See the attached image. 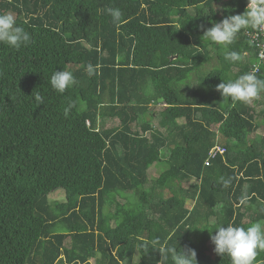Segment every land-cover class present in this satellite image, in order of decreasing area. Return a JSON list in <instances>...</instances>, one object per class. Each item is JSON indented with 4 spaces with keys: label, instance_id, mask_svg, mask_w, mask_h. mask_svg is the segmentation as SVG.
<instances>
[{
    "label": "trees",
    "instance_id": "1",
    "mask_svg": "<svg viewBox=\"0 0 264 264\" xmlns=\"http://www.w3.org/2000/svg\"><path fill=\"white\" fill-rule=\"evenodd\" d=\"M247 4L0 0L30 35L19 50L0 44V264H172L151 240L195 249L198 264H231L210 236L264 220V135L250 138L264 110L216 86L257 64L264 79V40L242 31L229 50L244 60L232 63L202 35ZM89 63L99 65L91 77ZM63 69L78 83L61 94L50 77ZM56 189L63 206L50 200Z\"/></svg>",
    "mask_w": 264,
    "mask_h": 264
},
{
    "label": "clouds",
    "instance_id": "2",
    "mask_svg": "<svg viewBox=\"0 0 264 264\" xmlns=\"http://www.w3.org/2000/svg\"><path fill=\"white\" fill-rule=\"evenodd\" d=\"M112 23L119 25L122 12L119 8H109ZM28 24L25 19L18 23L16 16L11 12H0V44L19 50L30 41V35L23 27ZM204 29V25H200ZM253 30L264 34V0H248L246 10L242 14L226 16L219 22H213L211 27L203 31L202 40H210L212 43L223 49L224 60L227 62H241L244 54L229 50L238 35L242 31ZM99 65L89 63L86 67L87 74L91 77L98 71ZM78 83L71 71H55L50 77L51 87L58 93H65ZM223 98H230L233 102L250 104L254 99L264 92V79H260L255 70L240 75L235 80H228L216 86ZM151 89L146 90L150 94ZM37 105L45 103L43 97L35 96ZM76 103L70 102L64 109L65 116H68ZM220 182L225 188L231 183L230 179L220 177ZM247 197H243L241 204L245 203ZM264 212V209H261ZM191 228V227H188ZM186 228V229H188ZM200 229V228H199ZM208 229V228H207ZM210 230V229H209ZM216 232L211 234L210 239L215 245L214 251L221 256H228L231 264H259L257 257L264 253V220H257L247 227L241 226H219ZM146 248H156L163 253V260L171 256L172 264H198L196 250L191 247H180L177 250L174 246L161 247L157 240L145 243ZM162 260V261H163ZM161 264V262H160Z\"/></svg>",
    "mask_w": 264,
    "mask_h": 264
},
{
    "label": "rangeland",
    "instance_id": "3",
    "mask_svg": "<svg viewBox=\"0 0 264 264\" xmlns=\"http://www.w3.org/2000/svg\"><path fill=\"white\" fill-rule=\"evenodd\" d=\"M214 65H217L216 61L206 63L201 68V72H203V73L207 72L209 69L214 67ZM254 100H256V101H254ZM254 100H253L254 102H258L257 105L254 104L257 111L260 112V111L264 110V96L259 95V97L257 99H254ZM253 101L251 102L252 104H253ZM258 121L260 123V128L258 129V131L256 133L251 134L250 138L254 137L255 135H264V117L258 118ZM106 125L107 126L113 125V120L109 119L106 122ZM166 168H167L166 163H160V164L153 165L152 167H150V171H149L150 178H152V179L157 178L160 175V173ZM185 185L188 186L189 184L186 183ZM49 197H50V200L53 202L54 206H59V205L63 206V204H61V202L65 201L66 194H65V191L63 189H56L50 193ZM187 206H191L190 200L187 201ZM61 208H63V207H61Z\"/></svg>",
    "mask_w": 264,
    "mask_h": 264
},
{
    "label": "built area",
    "instance_id": "4",
    "mask_svg": "<svg viewBox=\"0 0 264 264\" xmlns=\"http://www.w3.org/2000/svg\"><path fill=\"white\" fill-rule=\"evenodd\" d=\"M246 35L247 36H251L252 42L259 41V38H261V37L264 40V34H260V33L256 32V31L247 30L246 31ZM261 47L264 49V42L262 43ZM263 49L261 50L260 55H259V57L261 59H264V51H263ZM257 67H258V64L255 66V69H254L255 71H257V69H258ZM218 149H220L221 151L224 150V149H221L219 147L215 148L214 150H218Z\"/></svg>",
    "mask_w": 264,
    "mask_h": 264
},
{
    "label": "water",
    "instance_id": "5",
    "mask_svg": "<svg viewBox=\"0 0 264 264\" xmlns=\"http://www.w3.org/2000/svg\"><path fill=\"white\" fill-rule=\"evenodd\" d=\"M164 98L163 97H160L158 99H156L154 102H153V105L151 106V108H153L155 105H157L158 103H161L163 102Z\"/></svg>",
    "mask_w": 264,
    "mask_h": 264
},
{
    "label": "bare ground",
    "instance_id": "6",
    "mask_svg": "<svg viewBox=\"0 0 264 264\" xmlns=\"http://www.w3.org/2000/svg\"><path fill=\"white\" fill-rule=\"evenodd\" d=\"M212 151H214V150H212Z\"/></svg>",
    "mask_w": 264,
    "mask_h": 264
}]
</instances>
